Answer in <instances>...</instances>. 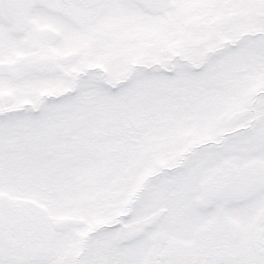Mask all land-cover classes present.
<instances>
[{"label":"snow or ice","instance_id":"snow-or-ice-1","mask_svg":"<svg viewBox=\"0 0 264 264\" xmlns=\"http://www.w3.org/2000/svg\"><path fill=\"white\" fill-rule=\"evenodd\" d=\"M0 264H264V0H0Z\"/></svg>","mask_w":264,"mask_h":264}]
</instances>
